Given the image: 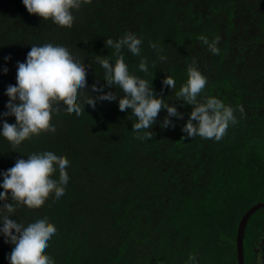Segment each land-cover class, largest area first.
<instances>
[{
  "label": "trees",
  "instance_id": "1",
  "mask_svg": "<svg viewBox=\"0 0 264 264\" xmlns=\"http://www.w3.org/2000/svg\"><path fill=\"white\" fill-rule=\"evenodd\" d=\"M72 11V23L60 27L29 14L21 0H0V66L9 69L0 72V112L31 44L69 45L84 59L87 91L97 95L91 85L106 82L96 56L114 62L104 42L131 32L143 42L141 56L124 50L129 70L184 117L161 128L162 109L152 139L140 140L130 110L100 101L79 116L59 107L50 116L54 128L15 149L0 137V171L43 147L70 161L62 197L53 201L50 191L39 205L17 206L12 218L47 215L57 232L42 252L55 264H255L264 246V0H81ZM201 36L219 37V53ZM141 57L149 62L147 74L139 71ZM193 61L208 80L199 98L215 96L235 109L236 123L220 141L181 130L192 106L175 92ZM167 75L174 89L162 88ZM105 91L123 95L115 86ZM10 247L0 236V264H10Z\"/></svg>",
  "mask_w": 264,
  "mask_h": 264
},
{
  "label": "clouds",
  "instance_id": "2",
  "mask_svg": "<svg viewBox=\"0 0 264 264\" xmlns=\"http://www.w3.org/2000/svg\"><path fill=\"white\" fill-rule=\"evenodd\" d=\"M80 2L81 0H21L29 14L37 15L44 21L51 20L60 27L72 23V9ZM200 39L211 53H219V37L211 42L206 36H201ZM142 42V38L131 32L116 40L109 38L104 42L106 48L114 50L115 60L112 62L107 56H96L106 82L99 84L97 81L91 85L92 92L98 93L97 95L87 91L89 86L84 59L69 45L61 41L31 44L25 60L17 62L16 84H9L5 89L4 94L8 100L5 103L6 110L0 112V137L15 149L38 135L41 130L54 128L55 122L50 120V116L59 107L74 111L79 116L85 111L86 105L95 108L100 101H117L120 111L130 110L131 116L136 118L132 128L140 140L152 139L154 133L151 129L157 123L156 118L162 109L166 110L167 115L160 122V127H175L171 118L183 119L184 114L177 110L175 104L158 96L152 82L150 84L147 79L131 72L125 61L124 50L132 56H141ZM150 47L156 50L160 61L167 59L160 55L155 43H151ZM3 59L6 65L11 56ZM195 63L193 61L188 67L186 83L175 92L177 101L192 106L188 120L181 130L187 137L200 136L220 141L230 124L236 123L235 109L215 96L202 100L199 98L208 80ZM155 64L153 61L151 67H155ZM138 68L140 72L147 74L149 62L141 57ZM8 71L6 66H0L3 74ZM106 86H115L123 95L105 91ZM161 86L174 89L176 82L172 76L167 75L161 81ZM239 111L243 113L242 106ZM8 117H14L15 123H8ZM69 164L64 153L51 147H43L23 155L12 167L0 171V189L4 190L0 191V236L5 243H11L6 254L10 264H55L49 254L42 252L49 247L48 242L57 232L47 215H35L24 222L12 217L17 206L39 205L50 191L54 193L53 201L62 197L70 179L67 173ZM53 169H59L58 176L51 174ZM255 264H264V251L258 252Z\"/></svg>",
  "mask_w": 264,
  "mask_h": 264
},
{
  "label": "rangeland",
  "instance_id": "3",
  "mask_svg": "<svg viewBox=\"0 0 264 264\" xmlns=\"http://www.w3.org/2000/svg\"><path fill=\"white\" fill-rule=\"evenodd\" d=\"M262 251H264V246L261 248Z\"/></svg>",
  "mask_w": 264,
  "mask_h": 264
},
{
  "label": "flooded vegetation",
  "instance_id": "4",
  "mask_svg": "<svg viewBox=\"0 0 264 264\" xmlns=\"http://www.w3.org/2000/svg\"><path fill=\"white\" fill-rule=\"evenodd\" d=\"M262 250H259V252H261Z\"/></svg>",
  "mask_w": 264,
  "mask_h": 264
}]
</instances>
